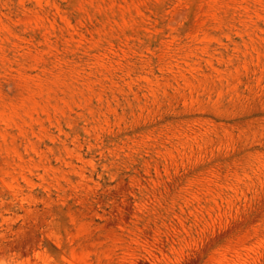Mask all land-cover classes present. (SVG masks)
I'll return each mask as SVG.
<instances>
[{
  "label": "rangeland",
  "instance_id": "rangeland-1",
  "mask_svg": "<svg viewBox=\"0 0 264 264\" xmlns=\"http://www.w3.org/2000/svg\"><path fill=\"white\" fill-rule=\"evenodd\" d=\"M0 264H264V0H0Z\"/></svg>",
  "mask_w": 264,
  "mask_h": 264
}]
</instances>
